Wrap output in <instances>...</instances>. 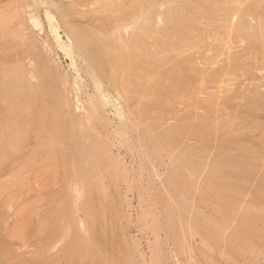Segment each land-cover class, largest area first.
Segmentation results:
<instances>
[{
	"label": "rangeland",
	"instance_id": "obj_1",
	"mask_svg": "<svg viewBox=\"0 0 264 264\" xmlns=\"http://www.w3.org/2000/svg\"><path fill=\"white\" fill-rule=\"evenodd\" d=\"M156 1L0 0V93L17 94L9 101L0 98V113L10 107L0 115L1 122L6 119L0 124V148L6 150L3 143L12 131L24 141L13 134L21 144L13 149L24 150L14 154L9 147V157L0 151L5 155L0 156V264H264V0ZM209 3L215 4L211 10ZM51 24L59 28L50 29ZM68 27L93 42L98 38L94 44L115 42L119 50L137 45L143 34L139 45L152 49L143 58L157 68L141 55L131 71L125 67L132 74L107 64L102 77L109 103L102 109L85 58L67 40ZM147 28L152 38L162 33L179 50H170L161 36L160 43L151 41L144 36ZM142 66H151L144 82L135 77ZM42 85L49 99L37 93L34 106L30 89ZM93 103L99 107L94 125L83 111ZM6 111L13 112L9 118ZM56 112L66 131L78 125L74 136L51 135L46 117ZM14 118L26 123L25 132L17 130ZM30 122L33 129L27 130Z\"/></svg>",
	"mask_w": 264,
	"mask_h": 264
},
{
	"label": "bare ground",
	"instance_id": "obj_2",
	"mask_svg": "<svg viewBox=\"0 0 264 264\" xmlns=\"http://www.w3.org/2000/svg\"><path fill=\"white\" fill-rule=\"evenodd\" d=\"M116 1H120V0H115V2H113L114 4L116 3ZM136 0H134V3H138L139 4V2L141 1V0H137L136 2H135ZM143 1H146V0H143ZM156 1V0H155ZM174 1V0H173ZM189 1H191V0H188V3H189ZM199 1V0H198ZM207 1V0H206ZM225 1V0H224ZM239 1V0H238ZM254 1H256V0H254ZM253 1V2H254ZM103 2H105V1H103ZM157 2V1H156ZM163 2V1H162ZM176 3H178V1H175ZM208 2H210V1H208ZM212 2H215V1H212ZM221 2V1H220ZM219 2V3H220ZM109 3H112V2H110V1H108V3H107V1H106V4H109ZM141 3V2H140ZM195 3H196V1H195ZM204 3V2H203ZM206 3L207 2H205V5H206ZM216 3V2H215ZM217 3H218V1H217ZM100 4H102L101 6H103V4L104 3H101V1H100ZM118 4H120V2L118 3ZM137 4V5H138ZM159 4V3H158ZM190 4H191V2H190ZM189 4V5H190ZM199 4V3H198ZM212 4H214V3H209V4H207L208 5V10H211V7H212ZM221 4V3H220ZM252 4V3H251ZM188 5V6H189ZM192 5V4H191ZM197 5V4H196ZM200 5V4H199ZM204 5V6H205ZM215 5V4H214ZM219 5V4H218ZM105 6V5H104ZM110 7V6H109ZM119 7H121V6H118V8ZM197 7V6H196ZM206 7V6H205ZM205 7H203L204 9H205ZM103 8H105V7H103ZM116 8V7H115ZM118 8H116V9H118ZM193 8L194 9H196L197 10V8H195V4H193ZM218 8H219V6H218ZM217 8V9H218ZM233 8V7H232ZM99 9V8H98ZM109 9V8H108ZM115 9V10H116ZM184 9V8H183ZM193 9V10H194ZM120 10V9H119ZM193 10H190V11H193ZM199 10V9H198ZM203 9H202V5H201V11H202ZM229 10V9H228ZM111 11V10H110ZM114 11V10H113ZM201 11H199V12H201ZM223 11V10H222ZM221 11V12H222ZM71 12V11H70ZM94 12V11H93ZM99 12V11H98ZM97 12V13H98ZM176 12V11H175ZM174 12V13H175ZM209 12V11H208ZM69 13V12H68ZM108 13H110V12H108ZM193 13H194V11H193ZM193 13L191 12L190 13V15L192 16L193 15ZM198 13V12H197ZM204 13H205V11H204ZM204 13H200L201 15L203 14L204 15ZM214 13V12H213ZM226 13H227V11H226ZM255 13V12H254ZM262 13H263V10H262ZM104 14V13H103ZM211 14H212V12H211ZM225 14V13H224ZM231 14V13H230ZM68 15V14H67ZM94 15V14H93ZM195 15H197V14H195ZM194 15V16H195ZM202 15V16H203ZM209 15V14H208ZM227 15H229V14H227ZM236 15V14H235ZM257 15V14H256ZM72 16V15H71ZM84 16V15H83ZM181 16V15H180ZM189 16V15H188ZM193 16V17H194ZM198 16V15H197ZM64 17V16H63ZM73 17V16H72ZM97 17H98V15H97ZM101 17V16H100ZM99 17V18H100ZM201 17V16H200ZM204 17H206L205 15H204ZM209 17V19L211 18L210 16H208ZM260 17V16H259ZM67 18V17H66ZM71 18V17H70ZM81 18H84V17H81ZM172 18H174V17H172ZM213 18L214 17H212V20H213ZM94 19V18H93ZM189 19H191L190 17H189ZM197 19H198V17H197ZM204 19V18H203ZM209 19H206L207 21L209 20ZM4 20H5V18H4ZM174 20H175V18H174ZM195 20H196V16H195ZM219 20V19H218ZM99 21H100V19H99ZM99 21H98V24H100L99 23ZM185 21H187V20H185ZM185 21H183V22H185ZM198 21H199V19H198ZM202 21V20H201ZM103 22V21H102ZM104 22H105V19H104ZM182 22V21H181ZM192 21H190V22H188V23H191ZM208 22H210V21H208ZM213 22L214 21H211L210 23H212L213 24ZM219 22V21H218ZM2 23V22H1ZM0 23V24H1ZM33 23L37 26V27H41V24H40V21H39V19L37 18V17H33ZM95 23V22H94ZM180 23V22H179ZM186 23V22H185ZM184 23V24H185ZM96 24H97V21H96ZM97 24V25H98ZM102 24V23H101ZM209 24V23H208ZM212 24L210 25V26H212ZM220 24V23H219ZM224 24H226L225 22H224ZM3 25V24H2ZM10 25V24H9ZM52 25V24H51ZM104 25V24H103ZM229 25V24H228ZM87 26V25H86ZM183 26V25H182ZM181 26V27H182ZM194 26H196L195 24H194ZM209 26V25H208ZM210 26H209V28H210ZM218 26V25H217ZM59 28V27H57V26H55V25H52L51 27H50V29H53V28ZM75 27V26H74ZM92 26H90V28H91ZM103 27V26H102ZM185 27V26H184ZM183 27V28H184ZM190 28H191V26H189ZM188 27V28H189ZM193 27V26H192ZM197 27V29H198V27L199 26H196ZM222 27V26H221ZM225 27H226V25H225ZM77 28V27H76ZM76 28H72V27H68V29H66V33L68 34V39L67 40H69V42H70V45L72 46V48L74 49V50H76L78 53H80V55L82 56V57H84L85 58V62H86V67H85V72H87V74H89L90 76H91V78H92V81H93V89H94V92H95V96L98 98V100H99V102L101 103V108L103 109L105 106H107L108 105V97L106 96V93H107V91L105 90V88H104V81H103V77L102 76H105V70H106V67H107V64H113L114 66H113V68H112V66H111V69L112 70H114V69H116L115 67L117 66V68H118V66L120 67V70H126L127 71V69H125V67H129L130 68V70L129 71H131L132 69V67L134 66V64L136 63V59L137 60H139L138 59V56H142V58L140 59V60H142V59H145L146 57H148V55L149 54H151L150 53V49L148 48H146V43L143 45L144 47H142V45H139V44H142V43H144V40H145V38H143L142 36H143V32L142 33H139L140 35L142 34V36H140V35H138V36H140V38L142 37V39H140V38H138L139 40V42L137 43V45H135L136 43L135 42H132V43H130L131 44V46H129V44H128V48L125 50H123V48L122 49H118V48H120L119 46H118V44L116 45V43L115 42H112V43H107V44H103L102 42V44H99V42H96V44H94V42H95V40L97 39L98 40V38H96L95 40H94V42L89 38V36L87 35V34H85V33H83L82 31H79V30H77ZM95 28V27H94ZM195 28V27H194ZM201 28V30H202V27H200ZM199 28V29H200ZM207 29H208V27H206ZM228 28V27H227ZM5 29V28H4ZM88 29V28H87ZM98 29V28H97ZM147 29H149V28H147ZM151 29V28H150ZM146 30V32H147V34H144V36H146V35H150V38H151V41H153V39L154 38H152L151 37V35L153 34V30ZM156 29V28H155ZM186 29H187V27H186ZM203 29H205V27L203 28ZM214 29V28H213ZM212 29V30H213ZM89 30V29H88ZM100 30V29H99ZM101 30H102V28H101ZM190 30V29H189ZM191 30H193L192 28H191ZM190 30V31H191ZM206 30V29H205ZM210 30V29H209ZM216 30V28L214 29V31ZM91 31L93 32V31H95V30H93V28L91 29ZM91 31H89V35H93L94 34V36H95V34H98V33H93V34H91ZM97 32H98V30H96ZM155 31V30H154ZM183 31V30H182ZM184 31H185V29H184ZM184 31H183V33H184ZM193 31H195V32H198V30L196 31L195 29L193 30ZM200 31V30H199ZM208 31V30H207ZM1 32V31H0ZM102 32V31H101ZM188 32V31H187ZM202 31H200V32H198V33H196V35H198V34H200ZM205 32V31H204ZM209 32V31H208ZM264 32V31H263ZM149 33V34H148ZM154 33H156V32H154ZM179 33V32H178ZM191 33H193V32H191ZM101 34V33H100ZM162 34V33H161ZM161 34H157V35H159V36H157L156 34H154V36L153 37H158V38H156V39H158V40H160L161 38V43H163L164 44V42L163 41H165V39L163 40V38H165V36L164 37H162L163 35H161ZM188 34V33H187ZM187 34L185 35V37L187 36ZM202 34V33H201ZM209 34V33H208ZM260 34V33H259ZM120 35V34H119ZM156 35V36H155ZM192 35V34H191ZM203 35H204V33H203ZM206 35V34H205ZM97 36H99V35H97ZM160 36H161V38H160ZM184 36V35H183ZM190 35L188 34V38H190L189 37ZM210 36V35H209ZM93 37V36H92ZM115 37V36H114ZM168 37V36H167ZM195 37V36H194ZM200 38H201V36H199ZM206 37V36H205ZM149 38V37H148ZM160 38V39H159ZM187 38V39H188ZM193 38V37H192ZM59 41H61V39L58 37L57 38ZM118 39H120V38H118ZM156 39H154L155 41H156ZM167 39V38H166ZM191 39V38H190ZM196 38H194V40H195ZM203 39V38H202ZM242 39V38H241ZM115 40H117V39H115ZM158 40L156 41V44H158V43H160V41L158 42ZM189 40V39H188ZM197 40V39H196ZM118 41V40H117ZM147 41V40H146ZM154 41V42H155ZM167 41H165V43H166ZM133 43H135V44H133ZM168 43V42H167ZM133 44V45H132ZM162 44V46H164ZM169 44V43H168ZM168 44H166V46L168 45ZM122 45V44H121ZM124 45V44H123ZM122 45V46H123ZM135 45V46H134ZM148 45V44H147ZM160 45V44H159ZM158 45V46H159ZM170 45V44H169ZM184 45V44H183ZM186 45V44H185ZM126 46V45H125ZM157 46V47H158ZM171 46H173V44L172 45H170L169 47H170V50H171V48H172V51L174 52V49H173V47L175 48V49H178V47L176 46H173V47H171ZM179 46V45H178ZM181 46L182 45H180V49H181ZM147 47H150V46H147ZM165 47V46H164ZM183 47V46H182ZM187 47H189L188 45H187ZM186 47V48H187ZM117 48V49H116ZM161 48V47H160ZM160 48H158V49H160ZM184 48V47H183ZM182 48V49H183ZM186 48H184V50L186 49ZM238 48H239V46H238ZM5 49V48H4ZM9 49V48H8ZM66 49V48H65ZM67 49H69V47L67 48ZM115 49H116V51L117 50H119V51H121L120 53H121V55L120 56H118V55H114V52L113 51H115ZM71 50V49H70ZM152 50V49H151ZM165 50H167V49H165ZM169 50V49H168ZM168 50H167V52H168ZM179 50V49H178ZM177 50V51H178ZM210 50V49H209ZM72 51V50H71ZM126 51V52H125ZM156 52L158 51V50H155ZM161 51H163L164 52V50L162 49ZM172 51H169V52H171L172 53ZM176 51V50H175ZM180 51H182V50H180ZM152 52V51H151ZM169 52H168V54H169ZM120 53H118V54H120ZM157 53H160V51L159 52H157ZM165 53V52H164ZM163 54V53H162ZM6 55V54H5ZM38 55V54H37ZM165 55V54H164ZM163 55V56H164ZM171 55V54H170ZM169 55V56H170ZM173 55V54H172ZM118 56V57H117ZM145 56V58H143ZM158 56V55H157ZM166 56V55H165ZM155 57H156V55H155ZM37 60H40V56L38 55L37 57ZM140 58V57H139ZM150 58H152V57H150ZM166 58V57H165ZM155 59V58H154ZM160 59V58H159ZM146 60V59H145ZM161 60H162V58H161ZM163 60H166V59H163ZM173 61H174V59H172ZM72 61H73V59H72ZM135 61V62H134ZM146 61H148V63H150V65L152 64V61L150 60V62H149V60H146ZM138 62H140V61H138ZM180 62V61H179ZM144 63V62H143ZM73 65H74V63H73ZM136 65V64H135ZM149 65V64H148ZM183 65V64H182ZM40 66V65H39ZM137 66V65H136ZM135 66V67H136ZM139 66V65H138ZM141 66V65H140ZM151 66H153V67H156L155 65H151ZM151 66H149V67H147V68H145L144 66H142L141 68H138L137 67V69H140L141 71V73H139V74H137V75H135V77L137 78V77H140V80L141 81H143L144 80V78L146 77V75L148 74V70L149 69H151ZM160 66V65H159ZM10 67V66H9ZM183 67V66H182ZM182 67H180V69L182 68ZM13 68V67H12ZM145 68V69H144ZM157 68V67H156ZM176 68V67H175ZM174 68V69H175ZM38 69H40V71H41V68H38ZM37 69V70H38ZM180 69L178 68L177 70H179L180 71ZM36 70V71H37ZM118 70V69H117ZM157 70V69H156ZM173 70V69H172ZM171 70V71H172ZM23 71H24V69H23ZM45 71V70H44ZM49 71V70H48ZM122 71V72H123ZM129 71H127V72H129ZM133 71H136V70H133ZM154 71V70H153ZM174 71H176V70H174ZM35 72V71H34ZM38 72V71H37ZM111 72H113V71H111ZM125 72V71H124ZM158 72V71H157ZM184 72H186V70H184V68H183V73ZM7 73V72H6ZM5 73V74H6ZM41 73V72H40ZM39 73V74H40ZM48 73V72H47ZM119 73V72H118ZM130 73V72H129ZM134 73V72H133ZM151 73H152V71H151ZM155 73V72H154ZM153 73V74H154ZM179 73V72H178ZM187 73V72H186ZM103 74V75H102ZM125 74V73H124ZM128 73H126L125 74V77H126V81L128 82L129 80H131V78H127V75ZM130 74H132V72L130 73ZM152 74V75H153ZM173 74H175L174 72H173ZM177 74V73H176ZM181 75H182V69H181V73H180ZM7 75V74H6ZM37 76H38V74H36ZM44 75H45V73H44ZM44 75H42L43 76V78H44ZM50 75V74H49ZM48 75V76H49ZM127 75V76H126ZM149 75L150 74H148V76L147 77H149ZM179 75V74H178ZM185 75V74H184ZM4 76V75H3ZM9 76V75H8ZM7 76V77H8ZM46 77H48L47 75H45ZM110 76V75H109ZM113 76V78H114V76L115 75H112ZM174 76V75H173ZM175 76H177V75H175ZM174 76V77H175ZM186 76V75H185ZM185 76H180V78H179V76H177L176 78H179L180 80H183L182 78H184L185 80H186V78H185ZM199 76V75H198ZM41 79H42V77L41 76H39ZM50 77V76H49ZM78 77H80V75H79V73H78ZM132 77V76H131ZM15 78H16V76H15ZM21 78V77H20ZM40 78H38V79H40ZM106 78V77H105ZM110 78V77H109ZM12 79H14V78H12ZM18 79H19V76H18ZM18 79H16V80H18ZM115 79V78H114ZM128 79V80H127ZM6 79H4V81H5ZM10 80V79H9ZM134 80H135V78H134ZM179 80V81H180ZM3 81V82H4ZM111 81V80H110ZM125 81V80H124ZM140 81V85H138L140 88H142V84H145V83H142ZM156 81H158V80H156ZM161 81V80H160ZM166 81H167V79H166ZM170 81V80H169ZM176 82H177V80H175ZM211 81V80H210ZM22 82V81H21ZM53 82H54V80H53ZM113 82H114V80H113ZM119 82V81H118ZM123 82V81H122ZM126 82V83H127ZM133 84L132 85H136L137 86V84H139V83H137L136 82V80L135 81H131ZM134 82H136V83H134ZM144 82V81H143ZM146 82V81H145ZM5 83H7V82H4L3 83V85L5 84ZM9 83H10V81H9ZM16 83V82H15ZM41 83V82H40ZM43 83V82H42ZM129 83V82H128ZM147 83H149V82H147ZM146 83V84H147ZM160 83V82H159ZM159 83H158V85H159ZM25 84V83H24ZM44 84V83H43ZM13 85V84H12ZM26 85V84H25ZM24 85V86H25ZM123 85H125V82H124V84ZM131 85V87H133ZM135 85H134V88H135ZM153 85H155V84H153ZM20 86H21V84H20ZM126 87H125V89L126 88H128L127 87V85H125ZM149 86V85H148ZM148 86H145V87H148ZM18 87H19V85H18ZM17 87V88H18ZM23 87V86H22ZM26 87V86H25ZM51 87H52V85H51ZM54 87V86H53ZM52 87V88H53ZM143 87H144V85H143ZM155 87V86H154ZM15 88V87H14ZM20 88V87H19ZM32 88V87H31ZM47 88V87H46ZM121 88V87H120ZM124 88V87H123ZM122 88V89H123ZM158 88V87H157ZM157 88H154L155 89V91L156 90H158ZM10 89H12V88H10ZM24 89H26V88H24ZM28 89H30V87L28 88ZM56 89V88H55ZM60 89V88H59ZM58 89V90H59ZM129 89H130V87H129ZM133 89V88H132ZM139 89V88H138ZM151 88H149V90H150ZM154 89L152 88V91H154ZM13 90V89H12ZM30 90H33L31 93V97L33 98L34 97V100H33V105L35 106V102H37L35 99H39V98H36V96L38 95L37 93H39L40 95V98L41 99H44L45 100V97H46V99L48 98V93L46 92V90H45V88H44V86L42 85V86H40L39 88H37V89H35L34 87L32 88V89H30ZM52 90V89H51ZM135 89H133V91H134ZM137 90V89H136ZM159 90H160V88H159ZM164 90V89H163ZM19 91H21V90H19ZM48 91H49V89H48ZM54 91H56V90H54ZM53 91V92H54ZM62 91V90H61ZM143 91H145V90H143ZM148 91V90H147ZM166 91V90H165ZM10 92V93H9ZM7 91V93H0V98H3V97H5L6 99H7V97L9 96L10 98L11 97H13L14 98V96L15 95H17V94H14L13 95V93H11V91ZM30 92V91H29ZM29 92H27L28 94V96L30 95L29 94ZM124 92V91H123ZM131 92H132V90H131ZM150 92V91H149ZM159 91H157V93H158ZM161 92H163V91H161ZM161 92H159L160 94H161ZM132 93H135V91L134 92H132ZM157 93H153L152 92V94L154 95V94H156V95H160V94H157ZM26 94V93H25ZM61 94V93H60ZM63 94V93H62ZM137 94H138V91H137ZM137 94H135V95H137ZM148 93L146 92V95H147ZM151 94V95H152ZM10 95H12V96H10ZM36 95V96H35ZM58 95V94H57ZM64 95V94H63ZM126 95V94H125ZM128 95H130L129 94V92H128V94H127V96ZM141 95H143V94H141ZM145 95V94H144ZM143 96V97H148V95L147 96ZM131 96V95H130ZM150 96V95H149ZM175 96V95H174ZM9 97H8V100L7 101H9ZM22 96H21V94H20V98H21ZM30 97V96H29ZM60 97H62L61 95H60ZM129 97V96H128ZM133 97V96H132ZM140 97H142V96H140ZM140 97H138V98H140ZM13 98H11V100H13ZM23 98V97H22ZM21 98V99H22ZM55 98V97H54ZM178 98H180V97H178ZM49 99V98H48ZM131 99H133V98H131ZM3 100H5V99H3ZM14 100H16V99H14ZM60 100H61V102H62V104H63V102L64 101H62L63 100V97L62 98H60ZM48 101H50V100H48ZM56 101L58 102V100L56 99ZM77 101L80 103V99H79V97L77 98ZM15 102V101H14ZM22 102V101H21ZM51 102V101H50ZM60 101H59V103H61ZM138 102V101H137ZM13 103V102H12ZM16 103V102H15ZM14 103V104H15ZM19 103V102H18ZM42 103H44V102H42ZM2 104V103H1ZM5 104V103H4ZM50 104V103H49ZM49 104H47V105H49ZM53 104H54V102H53ZM56 104V103H55ZM58 104V103H57ZM170 104H172V103H170ZM25 105V104H24ZM27 106H30V105H28V104H26ZM16 106H21V104L20 105H16ZM37 106V105H36ZM50 106H51V104H50ZM53 106V105H52ZM56 106V105H55ZM54 106V107H55ZM89 106L90 107H92L93 108V111H91V110H89L90 108H89ZM3 107V106H2ZM25 107V106H24ZM24 107L22 106V108L24 109ZM39 107V106H38ZM42 107V105H40V107L39 108H41ZM58 107V106H57ZM8 108H10V107H8ZM8 108L6 107V108H2V110H6L7 109V111H9L8 110ZM13 108H17V107H13ZM21 108V109H22ZM49 108V107H48ZM89 108V109H88ZM27 109V108H26ZM29 109V108H28ZM35 109V108H34ZM99 107L98 106H96L94 103L93 104H89V105H87V106H85L84 108H83V111H84V113H85V116H86V118L88 119V121H91V120H93V118H94V115L95 114H97L96 112L98 111L99 112ZM30 111H31V109H29ZM3 111V113H5ZM7 111H6V113H7ZM14 111V110H13ZM16 111V110H15ZM14 111V112H15ZM19 111V110H18ZM50 111V110H49ZM54 111H56V110H54ZM58 111V110H57ZM61 111H62V108H61ZM19 112H21V111H19ZM32 112V111H31ZM34 112V111H33ZM3 113L1 112L0 113V115L2 114L3 115ZM12 114L13 112H8L7 113V116H8V118H9V116L10 115H8V114ZM18 113V112H17ZM17 113H15V114H17ZM95 113V114H94ZM142 113V112H141ZM49 115H52L51 113H48ZM102 114V113H101ZM146 114V113H145ZM18 116H19V114H17ZM39 115V114H38ZM41 115V114H40ZM60 115L61 114H59V112L57 113L56 112V115L55 116H51V118H47L46 116V119L48 120V122H49V126H50V130H49V132L50 131H52V132H50L51 133V135H55V134H57V133H59L61 136H68V137H71V136H74L75 134H76V127L78 126L77 124H76V127L75 126H71L70 125V127H71V129H69L68 131H66V129L63 127V125H62V123L60 122ZM68 115V114H67ZM13 116H14V114H13ZM21 116V115H20ZM19 116V117H20ZM23 116V115H22ZM6 117V116H5ZM38 117V116H37ZM41 117H43V116H41ZM44 117V118H45ZM62 117V116H61ZM67 117V116H66ZM0 118H1V116H0ZM7 118V117H6ZM7 118V119H8ZM22 118V117H21ZM34 118V117H33ZM100 118H103V117H100ZM144 118V117H143ZM5 119V118H4ZM3 119V121H5ZM15 119V118H14ZM24 119V118H23ZM46 119H42L43 120V122L45 121V122H47V120ZM65 119V118H64ZM73 119V118H72ZM98 119V118H97ZM190 119V118H189ZM1 120H2V118H1ZM1 120H0V122H1ZM32 120V119H31ZM31 120H29V121H31ZM36 120V119H35ZM38 120V119H37ZM70 120V119H69ZM68 120V121H69ZM144 120H146V118H144ZM187 120V119H186ZM3 121L0 123V124H4L3 123ZM12 122H13V119L11 120ZM7 122V121H6ZM12 122H8V123H11L10 125L12 126ZM32 123H33V120L31 121ZM30 122V125L29 126H27V127H29V128H27V130L28 129H33L32 127L34 126V125H32V127L30 128V126H31V123ZM41 122V121H40ZM93 121H91L90 123H92ZM8 123H5V124H7L8 125ZM14 123V122H13ZM15 123H16V126L15 127H17L18 129L17 130H22V129H24V130H22V131H24L25 132V130H26V128L24 127L25 126V124H23V121H20V120H17V119H15ZM42 123V122H41ZM79 123V122H78ZM83 123V122H82ZM94 123H96V122H93L92 123V125H94ZM29 124V123H28ZM34 124V123H33ZM36 124V123H35ZM146 124H147V122H146ZM146 124H144V126L146 125ZM10 125H8V126H10ZM13 125H15V124H13ZM150 125V124H149ZM186 125V124H185ZM45 126H47V125H45ZM65 126V125H64ZM83 126V125H82ZM1 127V126H0ZM36 127V126H35ZM38 127V126H37ZM37 127L36 128H34V130H36L37 129ZM143 127V126H142ZM2 128V127H1ZM7 128V127H6ZM12 128V127H11ZM78 128V127H77ZM83 128H84V126H83ZM84 129H86V128H84ZM125 129V128H124ZM130 129V128H129ZM8 130V129H7ZM48 130V128L46 129V131ZM126 130H127V128H126ZM19 131V132H20ZM83 131V130H82ZM125 131V130H124ZM140 131V130H139ZM184 131V130H183ZM13 132V131H12ZM11 132V135L9 136V143H8V141H7V143H8V146L6 147V144H5V138H4V148L6 149L5 151H4V149L3 148H0V151L1 150H3V152H5L4 154L6 155L7 154V156L9 157L11 154H8L7 152H8V149H9V147H10V149H13L14 147H18V146H16V145H18L19 143L16 141V140H18V141H21V143L22 142H24L23 141V139H21L20 137V140H19V138L18 139H16L17 137L16 136H18L17 134H19V133H17V132H15V133H12ZM26 132H29V131H26ZM48 132V133H49ZM81 132V131H80ZM88 132V131H87ZM15 135L14 137H15V139H14V137L12 136V135ZM59 134L58 135H56V136H59ZM1 135V138H3V134L1 133L0 134ZM50 135V134H49ZM80 135H82V134H80ZM79 135V136H80ZM190 135V134H189ZM5 136H7V135H5L4 134V137ZM97 136V135H96ZM52 137V136H51ZM60 137V136H59ZM72 138H74V137H72ZM7 139V138H6ZM7 139V140H8ZM65 139V138H64ZM92 140H93V138H91ZM26 140V139H25ZM47 140V139H46ZM74 140V139H73ZM82 140V139H81ZM91 140V141H92ZM95 140V139H94ZM2 141H3V139H2ZM2 141H1V139H0V142L2 143ZM27 141V140H26ZM67 141V140H66ZM69 141V140H68ZM86 141V140H85ZM151 141V140H150ZM15 142V146H13L12 148H11V146H9V144L10 145H12V143H14ZM84 142V141H83ZM94 142H96V141H93V143ZM155 141H153L152 142V144L154 143ZM16 143H18V144H16ZM25 143H27V142H25ZM86 143V142H85ZM84 143V144H85ZM78 144H82V143H78ZM90 144H91V142H90ZM97 144V143H96ZM19 145H21V144H19ZM23 145H24V143H23ZM100 145V144H99ZM154 145V144H153ZM0 146H2V144L0 145ZM25 146V145H24ZM78 146V145H77ZM155 146V145H154ZM160 146H161V149H163L162 148V145L160 144ZM94 147V146H93ZM156 147V146H155ZM8 148V149H7ZM19 148L20 149H22L21 148V146H19ZM19 148H16V149H19ZM76 148H78V147H76ZM82 148H83V145H82ZM81 148V149H82ZM86 148V147H85ZM100 148V147H99ZM158 148V147H157ZM238 148V147H237ZM9 149V151H12V150H10ZM16 149H13V151L12 152H14V151H16ZM88 149V148H87ZM86 149V150H87ZM249 149V148H248ZM22 150H24V149H22ZM83 150V149H82ZM158 150H159V148H158ZM7 151V152H6ZM18 151V150H17ZM93 151V150H92ZM99 151H101V150H99ZM3 152H1V153H3ZM162 152V151H161ZM167 152V151H166ZM0 153V154H1ZM55 153V152H54ZM82 153V152H81ZM99 153V152H98ZM14 154H15V152H14ZM17 154H18V152H17ZM95 154H96V152H95ZM162 154V153H161ZM5 155H0V156H5ZM93 155V154H92ZM91 155V156H92ZM49 156V155H48ZM63 156V155H62ZM94 156V155H93ZM85 157V156H84ZM1 158H3V157H1ZM5 158V157H4ZM43 158V157H42ZM46 158V157H45ZM74 158V157H73ZM86 158V157H85ZM84 158V159H85ZM234 158V157H233ZM83 159V158H82ZM0 160H2V162L1 163H4L3 162V159H0ZM7 160V159H6ZM66 160H67V157H66ZM233 160V159H232ZM43 161V160H42ZM86 161V160H85ZM238 161V160H237ZM6 162V161H5ZM73 163H75V162H73ZM190 163V162H189ZM95 164V163H94ZM190 165V164H189ZM195 165V164H194ZM37 166V165H36ZM58 166V165H57ZM88 166V165H87ZM86 166V167H87ZM100 166V165H99ZM102 166H103V164H102ZM185 166V165H184ZM78 167V166H77ZM85 167V168H86ZM101 167V166H100ZM80 168V167H79ZM82 168V167H81ZM84 168V169H85ZM102 168V167H101ZM181 168V167H180ZM183 168V167H182ZM185 168H187V167H185ZM76 169H78V168H76ZM92 169H93V167H92ZM236 169V168H235ZM96 170V169H95ZM179 170V169H178ZM86 171H87V169H86ZM93 171V170H92ZM65 172V171H64ZM63 172V173H64ZM79 172V171H78ZM82 172V171H81ZM193 172V171H192ZM76 173V172H75ZM74 173V174H75ZM65 174V173H64ZM88 174H90V173H88ZM82 175V174H81ZM64 176V175H63ZM83 177V176H82ZM80 178V177H79ZM178 178V177H177ZM174 179H175V177H174ZM251 179V178H250ZM179 180V179H178ZM191 180V179H190ZM85 181V180H84ZM185 181V180H184ZM192 181V180H191ZM15 183H17V182H15ZM172 183V182H171ZM190 183V182H189ZM245 183V182H244ZM14 184V183H13ZM18 185H19V183H17ZM188 184V183H187ZM264 184V183H263ZM22 185V184H21ZM10 186V185H9ZM17 186V185H16ZM187 185H185V187H186ZM216 186V185H215ZM12 187V186H11ZM21 187V186H20ZM184 187V186H183ZM184 187V188H185ZM262 187H264V186H262ZM17 188V190H18V188L19 187H16ZM215 189V188H214ZM17 190H13L14 192L15 191H17ZM187 190V189H186ZM231 190V189H230ZM5 191V190H4ZM3 191V192H4ZM232 191H234L235 192V190H232ZM183 192V191H182ZM219 192V191H218ZM233 192V193H234ZM11 193V192H10ZM85 193H88V192H85ZM225 193V192H224ZM228 193V192H227ZM227 193H225V194H227ZM233 193H230V194H233ZM15 194V193H14ZM229 194V193H228ZM229 194V195H230ZM224 195V194H223ZM236 195V193H234L233 194V196H235ZM95 196V195H94ZM97 196V195H96ZM222 198H224L222 195H220ZM216 197H219V195H217ZM230 197V196H229ZM225 198H227V196L225 197ZM94 199V198H93ZM231 199V198H230ZM229 199V200H230ZM225 200H228V198L227 199H225ZM235 200V199H234ZM95 201V200H94ZM217 201H219V200H217ZM221 201V200H220ZM91 202H93V201H91ZM79 203V202H78ZM82 203V202H81ZM221 203V202H220ZM89 204V203H88ZM95 204V203H94ZM227 204V203H226ZM230 204V203H229ZM95 206V205H94ZM182 206V205H181ZM223 206V205H222ZM226 206H228V205H226ZM93 207V206H92ZM183 207V206H182ZM171 208V207H170ZM253 208V207H252ZM68 209V208H67ZM167 210H169V208L167 209ZM182 210H183V208H182ZM186 210V209H185ZM220 210V209H219ZM251 210V209H250ZM64 211V210H63ZM170 211H171V209H170ZM173 211V210H172ZM171 211V212H172ZM175 212V211H174ZM68 213V212H67ZM62 215V214H61ZM165 215H167V221L169 222V218L170 217H168V215L169 214H165ZM69 216H70V214H69ZM173 216V215H172ZM196 216H198V215H196ZM201 217V216H200ZM72 218V217H71ZM166 218V217H165ZM178 218V217H177ZM90 219V218H89ZM173 219H175V218H172V220ZM181 219V218H180ZM200 219V218H199ZM218 219V218H217ZM73 220H75L74 218H73ZM202 220V219H201ZM157 221H158V219H157ZM161 221V220H160ZM199 221V220H198ZM211 221V220H210ZM159 222V221H158ZM162 222V221H161ZM177 222V221H176ZM197 222V221H196ZM207 222V221H206ZM212 222V221H211ZM219 222V221H218ZM160 223V222H159ZM158 223V224H159ZM167 223V222H166ZM172 223V221L170 220V222H169V224H170V226L171 225H173V224H171ZM243 224H246V223H244V222H242ZM174 224H176L175 223V221H174ZM208 224H209V221H208ZM253 224V223H252ZM167 225V224H166ZM194 225H195V223H194ZM152 226V225H151ZM158 226V225H157ZM210 226V225H209ZM172 227V226H171ZM173 227H176L175 225H173ZM242 227V226H241ZM157 228V227H156ZM199 228V227H198ZM225 228V227H224ZM42 229V228H41ZM44 229H46V228H44ZM152 229V228H151ZM172 229H174V228H172ZM183 229V228H182ZM208 229V228H207ZM249 229V228H248ZM247 229V230H248ZM194 230H195V228H194ZM193 230V231H194ZM199 230V229H198ZM197 230V231H198ZM209 230V229H208ZM212 230V229H211ZM243 230H245L244 228H243ZM42 231H43V229H42ZM157 231V230H156ZM185 231H186V228H185ZM188 231V230H187ZM197 231H194V232H197ZM240 231H242V230H240ZM246 231V230H245ZM244 231V232H245ZM205 232V231H204ZM203 232V233H204ZM206 233V232H205ZM208 233V232H207ZM213 233V232H212ZM211 233V234H212ZM216 233V232H215ZM245 233H247V232H245ZM189 234V233H188ZM190 234H192V232L190 233ZM175 235V234H174ZM212 235H214V234H212ZM216 235H217V233H216ZM258 235V234H257ZM256 235V236H257ZM191 236V235H190ZM210 236V235H209ZM218 236V235H217ZM216 236V237H217ZM236 236V235H235ZM262 236V235H261ZM175 237V236H174ZM189 237V236H188ZM192 237V236H191ZM241 237V236H240ZM244 237V236H243ZM246 237V236H245ZM260 236H258V238H259ZM209 238V237H208ZM213 238H215V237H213ZM261 238V237H260ZM186 239V238H185ZM244 239V238H243ZM262 239H264V238H262ZM261 239V240H262ZM214 240V239H213ZM255 240H257V239H255ZM260 240V239H259ZM78 241H80L79 239L77 240V242ZM207 241V240H206ZM246 241V240H245ZM207 242H209V241H207ZM206 242V243H207ZM258 242V241H257ZM260 242V241H259ZM205 243V244H206ZM210 243V242H209ZM249 243L251 244V242H247V244L249 245ZM248 245H246V246H248ZM190 246V245H189ZM206 246H208V244L206 245ZM212 246V245H211ZM214 246V245H213ZM251 246V245H250ZM261 246H262V244H261ZM260 246V247H261ZM120 247V246H119ZM252 247V246H251ZM251 247H250V250H251ZM254 249L253 250H255L256 248L255 247H253ZM263 248V247H262ZM228 250V249H227ZM263 250H264V248H263ZM193 251V250H192Z\"/></svg>",
	"mask_w": 264,
	"mask_h": 264
}]
</instances>
